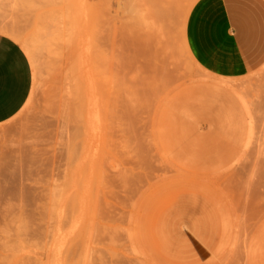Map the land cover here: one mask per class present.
<instances>
[{
  "label": "rangeland",
  "instance_id": "obj_1",
  "mask_svg": "<svg viewBox=\"0 0 264 264\" xmlns=\"http://www.w3.org/2000/svg\"><path fill=\"white\" fill-rule=\"evenodd\" d=\"M0 28L32 59L0 264H264V0H0Z\"/></svg>",
  "mask_w": 264,
  "mask_h": 264
},
{
  "label": "crops",
  "instance_id": "obj_2",
  "mask_svg": "<svg viewBox=\"0 0 264 264\" xmlns=\"http://www.w3.org/2000/svg\"><path fill=\"white\" fill-rule=\"evenodd\" d=\"M31 86L29 60L19 44L0 34V125L25 105Z\"/></svg>",
  "mask_w": 264,
  "mask_h": 264
},
{
  "label": "bare ground",
  "instance_id": "obj_3",
  "mask_svg": "<svg viewBox=\"0 0 264 264\" xmlns=\"http://www.w3.org/2000/svg\"><path fill=\"white\" fill-rule=\"evenodd\" d=\"M0 34H3V35H5V36H7V37H9V38H11L12 40H14L15 42H17L18 44L20 43V45L19 46H21V49L24 51V53L25 54H27V56H29V58L31 59V55H30V52H29V50H28V48H27V46L28 45H26V43H24L23 41H21L15 34H13V33H11V32H8V31H6V30H4L3 28H0ZM82 57L84 58V59H82ZM81 57V62H83L84 60H85V57L84 56H82ZM80 60V59H79ZM31 62H32V59H31ZM84 63V62H83ZM83 66L85 67L84 69H85V72L87 71L86 69V65L85 64H83ZM83 66H82V68H80L81 70H83ZM79 67H80V65H79ZM79 69V70H80ZM84 72V73H85ZM82 75H80V73H79V75L80 76H82L83 78H81L80 77V79H81V82L82 81H84V75L85 74H87V73H85L84 75H83V72L81 73ZM90 74V73H89ZM89 77H90V75H89ZM83 79V80H82ZM86 79V78H85ZM88 79H90V78H88ZM89 81H91V79L89 80ZM226 81V80H225ZM86 82H87V80H86ZM82 84H84V82L82 83ZM89 85H90V83H88ZM94 84V83H93ZM85 85H87V83L85 84ZM83 86V87H81L83 90L85 89V91L89 88V86H88V88L86 89V86ZM82 86V85H81ZM93 91H89V93H84V94H86V96H87V99L85 98L86 96L84 95V99L85 100H87L86 101V106H85V101H81V104H82V102H83V104H84V109H85V107H86V111H85V115H84V117H82V119H83V121H81V122H83V124L86 126V125H89V124H91L92 122H93V119L95 120V119H97V116L94 118V114H93V109H92V106H93V101H94V97H93V93H92ZM82 93V92H81ZM95 94V93H94ZM83 94H81V97L83 98V96H82ZM96 95V94H95ZM81 98V99H82ZM95 101H97L96 100V98H95ZM81 110V109H80ZM79 110V111H80ZM247 111V110H246ZM81 116V115H80ZM79 116V117H80ZM78 117V120L81 118H79ZM251 117H249V119H248V123H247V132H246V136H247V138H246V145H248V144H251V142L254 140V137H255V127H254V125H253V123H255L256 124V122H252L251 121ZM81 120V119H80ZM253 120V119H252ZM93 125V124H92ZM84 126H82V128H83ZM262 136H263V140H264V120H263V124H262ZM264 145H262V147H263ZM248 147V146H247ZM262 151V150H261ZM234 164V163H233Z\"/></svg>",
  "mask_w": 264,
  "mask_h": 264
}]
</instances>
